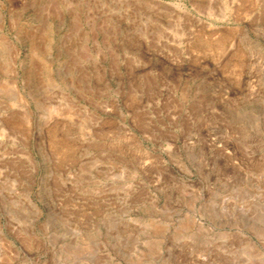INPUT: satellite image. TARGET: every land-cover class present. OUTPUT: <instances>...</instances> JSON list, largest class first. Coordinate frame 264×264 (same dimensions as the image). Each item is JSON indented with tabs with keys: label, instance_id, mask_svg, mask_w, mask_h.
Segmentation results:
<instances>
[{
	"label": "rangeland",
	"instance_id": "obj_1",
	"mask_svg": "<svg viewBox=\"0 0 264 264\" xmlns=\"http://www.w3.org/2000/svg\"><path fill=\"white\" fill-rule=\"evenodd\" d=\"M0 264H264V0H0Z\"/></svg>",
	"mask_w": 264,
	"mask_h": 264
}]
</instances>
